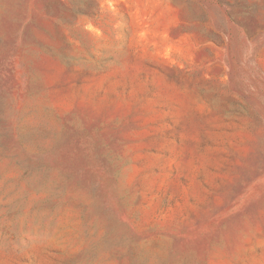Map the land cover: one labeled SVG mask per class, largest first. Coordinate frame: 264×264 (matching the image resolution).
I'll return each mask as SVG.
<instances>
[{"label": "rangeland", "instance_id": "374dc122", "mask_svg": "<svg viewBox=\"0 0 264 264\" xmlns=\"http://www.w3.org/2000/svg\"><path fill=\"white\" fill-rule=\"evenodd\" d=\"M0 264H264V0H0Z\"/></svg>", "mask_w": 264, "mask_h": 264}]
</instances>
